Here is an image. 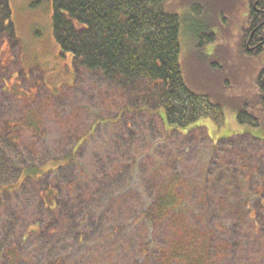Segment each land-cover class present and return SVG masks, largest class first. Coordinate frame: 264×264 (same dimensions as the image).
<instances>
[{"label":"trees","instance_id":"16d2710c","mask_svg":"<svg viewBox=\"0 0 264 264\" xmlns=\"http://www.w3.org/2000/svg\"><path fill=\"white\" fill-rule=\"evenodd\" d=\"M165 1L35 0L32 6L43 2L51 5L52 32L59 48L58 56L62 59L71 56L73 83L68 86L69 90L76 92L87 85L94 98L101 97V89L106 88L108 93L111 90L117 93L124 90L129 96V103L119 110L114 119L116 123L125 114H150V108H153L166 137L171 138L172 134L184 136L205 131L201 127H190L185 134H181L180 129L192 125L208 112L221 120L222 107L211 106L205 96L195 95L186 87L179 58L181 18L165 10ZM246 13L240 42L244 43L243 49L247 55L261 58L263 62L249 86L245 87L247 94L243 95L244 100L239 101L237 122L264 129V0H247ZM211 28L212 25L207 24L205 34L199 40H212L214 35L210 34ZM203 41L198 44L199 48ZM257 41L261 44L250 50L251 44ZM21 52V43L11 18L10 0H0V94L13 97L15 101L28 98L33 90L29 86L25 88L24 78L33 83L34 88H46L43 76L36 75L38 71H23L20 65ZM81 70L86 73L85 78L81 77ZM136 88L153 91L152 95H144L145 90L139 89L144 90L143 97L146 98L142 107L133 104L138 98ZM61 89L49 91V96L60 95ZM53 108H56L55 104ZM79 110V107L74 106L64 108L59 115L60 124L69 126V121ZM160 110H163V116L158 113ZM96 117V125H90L62 159L49 161L47 165H51L47 169L29 164L19 167L20 155L23 154L19 147L27 150L28 146L23 144L24 133L31 134L33 142H40L38 145L50 143L49 136L44 137L42 129L37 126L39 118L29 114V117L0 121V208L5 205V209H8L12 195L24 196L30 191L38 199V206L34 209L31 207V210L37 211L39 215L38 221L27 227L24 237L21 235L17 242L12 224L7 225L3 220L0 222V264H89L84 261L85 256L91 258L90 264H111L105 255L107 251L103 250L97 256L93 250L85 249V232L79 231V228H86L89 220L86 214L77 220L78 205L70 201L79 188V178L83 176L79 172L80 177L65 175L66 170L73 172L76 168L77 149L79 152V147L87 141L93 129L100 125H113L111 121L100 123L98 119H108ZM33 120L37 122H34L36 125L32 123ZM241 136L244 135L238 137ZM234 137L237 135L223 138L217 143ZM68 139L74 140L75 137L71 135ZM196 148L193 146L191 150ZM217 149V145L212 144L203 152V165L198 171V181L201 179L202 182L199 181V186H193L198 201L195 215L189 213L195 207H191L185 199L191 183H183L179 176H171L165 186L157 187L156 192L148 196V200H143L140 194L139 202L143 203L134 221L135 225H140L137 233L147 234L145 238L135 237L137 243L131 253L125 251L122 240V259L126 264H177L182 261L187 264H235L236 256L241 249H245V244L234 240L239 220L233 223L227 220L230 211L240 209L238 206L230 208V204L242 198L236 195L235 191L240 190L232 181L241 178L237 182L244 185L246 179H252L255 170L248 163L244 165L238 155L231 162L225 161L233 158L234 154L227 155ZM249 156L247 153L246 162H249ZM229 167H233L235 173L223 172ZM10 175L15 179L13 183L7 184L5 179ZM147 175L151 181L156 180L155 174ZM172 182L175 183L174 189ZM252 192L253 197H258V209L263 211L264 188L261 182ZM234 196V200L230 201ZM135 197L138 198L136 194ZM209 202H215V205L208 206ZM247 206L242 215L249 222H256L252 214L255 208ZM20 227L24 228L22 224ZM28 235L32 240L31 246L30 243L27 246ZM72 238L73 244L64 247L66 244L62 243L63 240L70 242ZM56 251L59 253L56 254ZM53 254L55 256L51 258ZM132 254H136L135 259Z\"/></svg>","mask_w":264,"mask_h":264},{"label":"rangeland","instance_id":"374dc122","mask_svg":"<svg viewBox=\"0 0 264 264\" xmlns=\"http://www.w3.org/2000/svg\"><path fill=\"white\" fill-rule=\"evenodd\" d=\"M34 2L35 0H10L11 18L22 47L20 65L25 72L32 69L38 71L36 75L43 76L42 81L46 88H34L33 83L24 78L25 88L29 86L33 89L28 98L15 101L13 97L0 94V121L29 117V114L39 118V123L34 120L32 123H37L44 137L49 136L50 143L38 145L40 142H33L31 134L24 133L23 144L28 146L27 150L19 147V151L23 152L20 155L19 167L29 164L42 169L50 167L51 164L47 165L49 161L62 159L67 155L76 139L84 134L90 125H96V115L108 119H98L100 123L112 122L113 125H100L93 129L87 141L79 147V152L77 149L74 163L76 168L73 172L65 171L67 176L80 177L78 172L83 176L82 179L79 178V188L70 201L78 205L79 213L75 218L79 220L82 214H86L89 220L86 228H79V231L85 232V249L93 250L97 256L105 250L111 264H126L122 259V240L125 251L131 253L137 243L135 237L145 238L147 234L137 233L140 225H135L134 221L143 203L139 202L140 194L143 200H148V196H151L153 191L156 192L157 187L165 186L171 176H179L183 183H191L187 188L188 197L185 199L191 207H195L189 212L195 215L198 201L193 186H199V181L202 182L201 179L198 181V171L203 165V152L212 144H216L218 152L221 150L227 155L234 154L233 158L225 161L231 162L235 155H238L239 159H243L244 165L248 163L255 170L252 179H246L244 185L237 182L241 178H234L232 181L240 190L235 191L236 195H241L242 198L233 201L234 196L230 199L233 201L230 208L238 206L240 209L230 211L227 220L231 223L239 220L234 240L245 244V249L240 250L234 263L264 264V210L258 209V197H253L252 192L258 182H261L264 188V140L253 139H264V129L237 122L239 101L244 100L243 95L247 94L245 87L249 86L253 75L259 71L263 62L261 58L247 55L243 49L244 43L240 42L241 27L246 21L244 17L247 12V0L165 1V10L181 18L179 58L186 87L195 95L205 96L211 106L222 107L221 120L208 112L192 125L180 129L181 134H185L190 127H201L206 133L201 130L184 136L172 134L171 138L166 137L153 108H150V114H125L119 119L121 121L116 123L114 119L119 110L129 103V96L124 90H119L118 93L111 90V93H108L106 88L101 89L99 98L90 94L92 90L87 85L80 87L76 92L69 90L68 86L73 83L71 56L67 55L64 59L58 56L59 48L52 32L51 5L43 2L32 6ZM207 24L212 25L210 34L214 37L210 41L202 40L199 48L198 44L202 42L199 38L205 34ZM80 75L85 78L86 73ZM61 87L60 95L49 96V91ZM139 89L144 88H136L138 98L133 104L142 107L146 103L143 96L152 95L153 91L144 89V93V90ZM53 104L56 108H53ZM68 106L79 107L80 110L74 113L69 126L63 119L64 125H61L59 115ZM158 113L163 116V110ZM71 135L75 137L74 140L68 139ZM234 135L237 137L217 143ZM240 135L244 136L238 137ZM193 146L197 148L191 150ZM46 151H49V154H46ZM247 153L250 155L247 159L249 162L245 161ZM232 169L233 167L225 168L223 172L235 173ZM147 173L155 174L156 180L151 181ZM14 179V176L10 175L5 179V183H13ZM171 186L174 189L175 183L172 182ZM246 204L247 208H255L252 214L257 219L256 222H249V219L242 215ZM207 205L214 206L215 202H209ZM37 206L38 199L29 191L24 196L12 195L8 209H5V205L0 208V222L3 220L7 225L12 224L16 242L21 239V235L24 237L27 227L38 221V212L31 210V207L34 209ZM20 224L24 228L20 227ZM74 238L70 242L63 240L62 243L66 244L64 247L72 245ZM28 239L27 246L31 240ZM62 246L63 244L60 247ZM57 253L59 252L56 251ZM54 256L55 254L51 258ZM135 257L136 254H132V258ZM90 259L84 257V261L89 264Z\"/></svg>","mask_w":264,"mask_h":264},{"label":"flooded vegetation","instance_id":"af4514ba","mask_svg":"<svg viewBox=\"0 0 264 264\" xmlns=\"http://www.w3.org/2000/svg\"><path fill=\"white\" fill-rule=\"evenodd\" d=\"M247 44H248V43H247ZM250 44H251V43H250ZM259 44H261L260 41H257L256 43L253 42V43L251 44V47H250L249 49L253 50L254 48H257V46H258ZM249 136H250V135H249ZM252 137H253V136H252ZM263 209H264V207H263Z\"/></svg>","mask_w":264,"mask_h":264}]
</instances>
